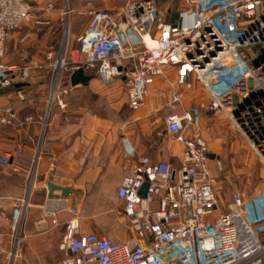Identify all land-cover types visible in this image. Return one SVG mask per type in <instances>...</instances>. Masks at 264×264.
Masks as SVG:
<instances>
[{
    "label": "built area",
    "instance_id": "built-area-1",
    "mask_svg": "<svg viewBox=\"0 0 264 264\" xmlns=\"http://www.w3.org/2000/svg\"><path fill=\"white\" fill-rule=\"evenodd\" d=\"M70 1L65 0L62 13L69 23L61 50H50L45 62L32 60L14 69L5 62L8 38L36 12L50 15L56 7L52 2L37 9L34 0H0V96L6 99L0 105V127L18 130L34 121L22 120L15 109V101L27 100L22 88L3 93L26 83L33 71H44L51 76L46 129L54 107L67 111L74 89L70 77L84 69L105 87L120 82L133 113L146 107L152 87L158 82L165 86L175 110L166 119L167 133L184 150L174 165L138 155L124 140L127 174L117 197L132 233L128 242L82 233L78 209L67 199L49 200L47 216L73 215L64 223V256L58 264H264V227L253 222L252 202L239 198L228 212L217 214L211 151L207 141L192 132L203 112L221 115L264 165V0H176L172 11L157 0H135L118 12L91 9L75 52L70 51ZM248 49L258 64L253 65ZM191 95L206 101H189ZM240 105L244 107L237 112ZM20 153L17 150L16 156ZM14 158L0 151V167L11 165ZM22 221L23 213L17 211L10 235L11 264L23 257Z\"/></svg>",
    "mask_w": 264,
    "mask_h": 264
},
{
    "label": "crops",
    "instance_id": "crops-1",
    "mask_svg": "<svg viewBox=\"0 0 264 264\" xmlns=\"http://www.w3.org/2000/svg\"><path fill=\"white\" fill-rule=\"evenodd\" d=\"M35 2L40 7L52 1L34 0V7ZM52 3L57 8L58 3ZM86 3L89 5H85ZM73 6V16L82 9L81 12L88 16V22L76 33L71 27L70 45L85 32L91 9L118 12L124 7L119 0H83L82 4L77 0ZM41 25L45 31L52 32L49 19ZM26 35L29 34L21 35L17 31L11 34L5 45L6 57L18 47H28L25 43L31 36L22 41ZM32 42L30 44L33 47L29 53L32 54V60H36L39 42ZM44 56V59L37 61L45 62L46 55ZM7 64L19 69L28 63L21 66ZM50 79L49 72L33 71L28 81L21 84L23 86L20 88L25 92L27 100L15 101L14 106L22 120L32 117V123L25 124L18 130L0 127V151L15 155L11 165L0 167V264H11L9 253L13 247L10 235L17 211L23 213V257L15 264H58L63 258L60 244L64 223L73 218V215L61 213L55 219L47 216L45 207L51 199H67L71 206L78 209L82 233H95L117 243L130 241L132 233L129 221L124 215L123 203L117 197V191L127 174L124 140H128L138 155H147L154 161H168L174 165H178L184 150L172 138L171 144L168 145L163 140L157 143L156 152L145 154L138 148L134 138L127 133L122 134L121 129L125 125L121 113L112 111L111 117H104L94 114L91 106L79 103L83 96L91 95L90 92L98 93L92 86L94 82H101L95 77L87 87H73L67 111L54 107L44 129ZM190 100L203 103L194 97L189 98ZM5 103L4 96H0V105ZM17 150L21 151L18 156ZM215 157L212 161L217 162V156ZM213 170L215 171L214 168ZM49 185L71 189L72 194L62 196L61 192H54L53 197H50ZM23 201L26 203L25 211Z\"/></svg>",
    "mask_w": 264,
    "mask_h": 264
},
{
    "label": "rangeland",
    "instance_id": "rangeland-1",
    "mask_svg": "<svg viewBox=\"0 0 264 264\" xmlns=\"http://www.w3.org/2000/svg\"><path fill=\"white\" fill-rule=\"evenodd\" d=\"M43 1H56L58 3L56 10L47 16L36 12L32 20L17 31L21 35L28 33L31 38L25 43L28 44V47L23 49L18 47L15 51L9 52L5 59L7 63L20 66L30 63L32 54L29 52L33 47L30 44L32 41L39 42L36 49V60L44 59V55L52 48L56 52L61 50L69 23L68 19L62 15L65 1ZM82 1L78 0V3L82 4ZM130 1L135 0H119V3L125 6ZM157 1L163 9L168 11H172L176 6V0ZM74 3H77V0L71 1V7ZM35 8L39 9L36 2ZM81 11L82 9L71 18L75 33L88 22V16H85ZM48 19L52 23V32L50 33L45 31L41 25ZM77 47L76 41L73 42L70 51L75 52ZM68 61L72 62V57L69 56ZM92 87L98 93L90 92L91 95L83 96L78 102L91 106L93 113L100 116L111 117L112 111L121 113L123 125H126L124 133L134 138L143 153L153 154L157 150V143L163 140L168 145L171 144L172 137L167 133L166 119L175 110L169 106L171 100L165 86L159 83L152 87L146 107L138 113H133L128 108L126 94L120 82H116L110 87H103L98 82H94ZM191 97L194 95L189 98ZM204 99L205 97H200L203 103L206 101ZM192 132L203 137L207 141L210 151L217 156V162L213 161L215 163L211 164L215 169L218 182L219 209L217 214L228 212L231 203L242 198L252 202L250 210L253 222L257 226L264 227V165L260 164L245 141L231 129V126L221 115L203 114Z\"/></svg>",
    "mask_w": 264,
    "mask_h": 264
},
{
    "label": "water",
    "instance_id": "water-1",
    "mask_svg": "<svg viewBox=\"0 0 264 264\" xmlns=\"http://www.w3.org/2000/svg\"><path fill=\"white\" fill-rule=\"evenodd\" d=\"M178 18V14L173 15L172 20H176ZM248 56L251 58L253 61V65L258 64L257 57L255 56L254 52L251 49L247 50ZM93 76L91 75H86L84 69H80L76 72H74L71 77H70V83L72 87H77V86H84L87 87L89 83L93 80ZM23 85H18L17 87H22ZM249 100H247L245 103H248ZM244 106L240 105L239 108H237V112L240 111ZM209 158L211 160H214L216 157L213 154L209 155ZM148 189V185L146 184L141 192L142 195L145 196V191ZM49 190V195L50 197H53L54 192H61L62 196H70L72 194V190L68 188H63L60 186L56 185H49L48 186Z\"/></svg>",
    "mask_w": 264,
    "mask_h": 264
},
{
    "label": "trees",
    "instance_id": "trees-1",
    "mask_svg": "<svg viewBox=\"0 0 264 264\" xmlns=\"http://www.w3.org/2000/svg\"><path fill=\"white\" fill-rule=\"evenodd\" d=\"M18 88H20V87H17V85H13L10 88H8L3 94H7L9 92H13V91L17 90Z\"/></svg>",
    "mask_w": 264,
    "mask_h": 264
}]
</instances>
